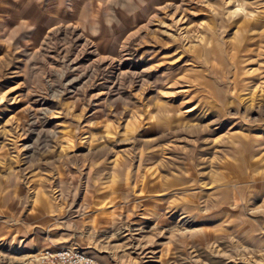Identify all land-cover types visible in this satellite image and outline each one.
Returning a JSON list of instances; mask_svg holds the SVG:
<instances>
[{"label": "rangeland", "instance_id": "obj_1", "mask_svg": "<svg viewBox=\"0 0 264 264\" xmlns=\"http://www.w3.org/2000/svg\"><path fill=\"white\" fill-rule=\"evenodd\" d=\"M264 264V0H0V264Z\"/></svg>", "mask_w": 264, "mask_h": 264}, {"label": "built area", "instance_id": "obj_2", "mask_svg": "<svg viewBox=\"0 0 264 264\" xmlns=\"http://www.w3.org/2000/svg\"><path fill=\"white\" fill-rule=\"evenodd\" d=\"M40 264H97L96 259L83 249L67 247L57 251H46Z\"/></svg>", "mask_w": 264, "mask_h": 264}]
</instances>
